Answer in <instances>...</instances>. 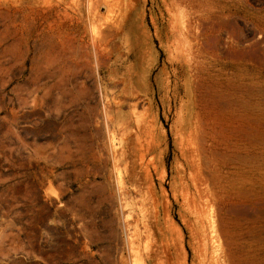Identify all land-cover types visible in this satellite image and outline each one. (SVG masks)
<instances>
[{"label":"rangeland","instance_id":"374dc122","mask_svg":"<svg viewBox=\"0 0 264 264\" xmlns=\"http://www.w3.org/2000/svg\"><path fill=\"white\" fill-rule=\"evenodd\" d=\"M97 1L0 0V264H264V144L251 166L193 140L203 244L184 93L204 74L264 98V0H224L220 17L201 0Z\"/></svg>","mask_w":264,"mask_h":264},{"label":"bare ground","instance_id":"6f19581e","mask_svg":"<svg viewBox=\"0 0 264 264\" xmlns=\"http://www.w3.org/2000/svg\"><path fill=\"white\" fill-rule=\"evenodd\" d=\"M171 1H174V0H170V2ZM97 2H99V0ZM178 2H180V1H178ZM175 3H177V2L174 1V6H176ZM199 4L201 6L202 5L205 6V8L211 9V10L216 9L217 11H214V14H215V12H218L217 15L219 17H220V15L222 16V14H223L224 0H215V1L201 0L200 2H198V5ZM179 5H180V3H179ZM174 6L172 8H174ZM211 6H212V8H209ZM172 8H170V9L172 10ZM169 10H168V12H169ZM203 10L201 12H203ZM172 11L174 12V10H172ZM172 11H171V15L173 14ZM197 12H195V13H197ZM171 15H169L170 19H172V17H174ZM173 21H175V20H172V22ZM183 22H185L184 23L185 26L190 24L188 20H187V22L183 20ZM218 22L220 23L219 26L221 24H224L223 21L222 22L218 21ZM215 24H217V23H215ZM184 29L183 28L179 29L180 31L177 32L176 35L177 36L178 35L179 36H183V35L185 36V33H186L188 36V31L186 32V28H184ZM189 29H190V27H189ZM189 29H187V30H189ZM181 30H184L185 32L181 31ZM193 33H194V31H193ZM170 37H171V35H170ZM186 37L185 38L182 37L184 40L182 39L181 41H183V43H186L188 45V42H190V41H187L188 39H186ZM191 37H192V35L190 36V33H189V40H191ZM210 37H212V36H210ZM197 38H199V37L197 36ZM197 38H195L196 41H197ZM207 38L205 39L206 41H204V42L202 41V43H206V47L204 45L205 52L206 51L209 52L210 48H211V51H213L214 48L218 47L219 41L214 42L213 40H211L213 43H210L209 39H207ZM199 40H200V38H199ZM188 46L190 47V45H188ZM199 46L202 47L203 45H199ZM177 47H178V45H177ZM204 47H202V49H204ZM211 51H210V53H211ZM213 55H215V54L213 53ZM194 68H197V67L195 66ZM194 71H195V69H194ZM217 74H219V73H217ZM234 77L237 78L236 76H234ZM234 77L232 79H234ZM232 79L230 78V80H232ZM230 80L228 79V81H226V77H225V79H223L220 75L211 77L209 75L207 76V75L202 74L198 78L197 87L196 88L194 87L195 88L194 90H192L191 87H187L185 92H184L187 95L189 102H190V104H189L190 111L192 110L193 113H195V115L193 114L195 116V118L193 116V119H192V120H195V122L193 121L194 127H193V129L191 127L190 131L186 130V131H188V135H187L188 137L185 135L187 137V141H186L187 143L184 142L186 145V150H185V155H186V159H187L186 161L188 163L189 170L191 171L190 180H191V182H193V185H194V186H192L193 187L192 191H194V192L191 191V193L193 195L191 197H189V193H190L189 189H186V191H187L186 194H187L188 201L191 198L190 204H192V206H193V213H194L193 215L195 217L194 223L196 224V226L199 230L198 233H200V235H201V242L203 244H207V242H209V239L205 235L204 225L202 224V221L200 220L199 216L201 214L205 213L204 210H205V208L209 202V196L211 195V193H210L209 188H208V190L206 189L207 187L204 188V185H206V184H204V181L201 178L202 175H200L201 167L203 165H202V162L199 161L200 157L198 159H196L197 150L195 148H197V147H195V148L192 147V145H194L193 140L196 139V141L198 140V142H199L200 139H198V138L200 137L202 142H205V141H203L204 139H207V138L210 139V141L209 140L208 141L211 143L212 146H214V148L217 149L216 150L217 153L219 152L218 150H220V149L227 151L226 152V153H228L227 157L229 158L227 160H230V162H238V161L240 162V159H242L241 158L242 154L240 152H241V150H244L246 152V155L244 153L245 157L244 156L243 157L247 160L246 161L247 164L251 165V166L253 164L252 159H255V156H257L256 153L258 151L257 150L258 145L262 144V143L264 144V98H262L259 94H257V92L255 93L250 87L243 88L241 90V92H238V94H237L236 91L240 90V89L236 90V88H237L235 86L236 83L234 85L233 84L234 81L231 82ZM195 105H197L202 110L201 115L197 114V112L195 110ZM243 137L246 138V142L242 141ZM198 142H197V144H198ZM199 143H201V142H199ZM261 146H263V145H261ZM210 151H212V149ZM216 151H214V153H216ZM200 153H201V151H200ZM219 154H221V153H219ZM203 155L205 157V154H203ZM203 155H201V156H203ZM221 157H223V156H221ZM262 158H264V157H262ZM202 159H204V158H202ZM206 162L208 163L207 160H206ZM234 166H236V165H234ZM256 170H259V169H254V167L249 168L243 174V176L245 175V176L249 177V180L252 182L254 180L255 175H256ZM224 171H226V170H224ZM234 171H237V170L234 169ZM252 183H255V182H252ZM209 187L211 188V186H209ZM218 227H219V225H218ZM216 232H217V230H216ZM230 239H232V238H230Z\"/></svg>","mask_w":264,"mask_h":264}]
</instances>
